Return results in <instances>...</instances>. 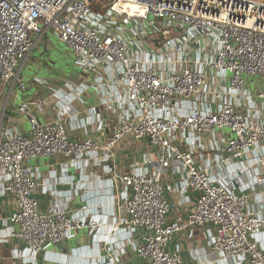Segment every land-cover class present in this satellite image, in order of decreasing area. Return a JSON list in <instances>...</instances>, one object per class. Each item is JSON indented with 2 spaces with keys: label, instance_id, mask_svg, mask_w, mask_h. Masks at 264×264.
Masks as SVG:
<instances>
[{
  "label": "built area",
  "instance_id": "built-area-1",
  "mask_svg": "<svg viewBox=\"0 0 264 264\" xmlns=\"http://www.w3.org/2000/svg\"><path fill=\"white\" fill-rule=\"evenodd\" d=\"M49 29L86 76L64 81L68 93L53 91L57 113L50 121L21 106L28 133L0 118V184L15 200L8 220L27 251L20 256L36 261L74 231L88 228L96 237L101 226L87 215L88 205L71 211L70 197L42 210L37 191L56 183L28 162L58 154L85 166L111 161L117 146L133 138L153 152L124 173L109 168L113 200L108 233L99 239L105 253L92 264H121L128 247L138 264H185L170 244L204 226L215 228L205 263L264 264V191L256 188L264 187V90L252 92L244 77L264 83V0H0V87L26 90L19 70ZM89 89L104 96L88 110L103 116L102 141L72 111ZM46 102L34 104L40 110ZM108 116L117 125L106 133ZM72 119L85 138L69 137ZM170 170L181 179L166 183ZM189 190L198 196L182 198L183 217L170 220L167 194ZM67 264L77 262L69 257Z\"/></svg>",
  "mask_w": 264,
  "mask_h": 264
},
{
  "label": "crops",
  "instance_id": "crops-1",
  "mask_svg": "<svg viewBox=\"0 0 264 264\" xmlns=\"http://www.w3.org/2000/svg\"><path fill=\"white\" fill-rule=\"evenodd\" d=\"M46 33L36 42V45L39 41L45 39ZM31 53L19 70V74L26 81V90H21L17 83H8L0 87V118H3L4 125L14 127L22 133H28L30 125L29 118L18 113L21 106L28 105L31 112L41 121H50L57 113L56 102L51 98L53 91L59 88L64 92L68 91L67 88L63 87L64 81L42 77L37 74L31 76L22 74V67ZM85 76L82 72L73 79ZM34 77L47 79L49 83L43 85L34 83ZM252 77L249 83L245 79L248 89L254 93L263 91L264 83L262 79L258 76ZM103 97L101 91L89 89L72 103L73 113H80L79 117L87 118V121L90 122L88 127L89 136L100 141L103 140V137L98 132L100 122L98 120L102 119L103 116L94 117L88 110L93 106H99ZM38 100H47L45 106L40 110L34 104ZM108 123L109 127L106 133L111 132L116 127L117 120L112 116H108ZM76 125V120L73 119L67 124L69 137L71 139L85 138V130L78 129ZM115 151V157L111 161L103 160L87 166L82 162L74 164L73 160L75 158H67L61 154L39 157L28 162L44 178H52L56 183V185L41 186L37 191L36 197L42 210H46L56 198L70 197L71 201L68 206L71 211L76 212L82 205H88L90 207L87 214L89 218L101 223L96 237L91 236L88 228L74 231L68 240L59 244L48 245L46 252L41 254L36 261L20 256L21 253H25V256H27V251L24 244L13 236V232L18 231V226L13 225L8 220L15 209V200L12 194L2 192L0 184V264H67V258L69 257H74L77 264H92V259L96 261L98 256L103 255L105 249L99 239L108 233L109 206L113 200L107 182L108 178L111 177L109 168H113L114 165L116 173H124L128 171L133 160L142 159L145 155L153 152L147 141H137L133 138L123 140ZM180 179L179 175L170 170L164 181L174 183ZM71 182L74 185H71ZM256 188L257 191H264V187L257 186ZM197 196L198 194L192 190L187 191L185 195H181L178 191L168 193L167 197L173 204L169 219L174 220L183 217V213L180 211L181 208L178 206L182 198L189 201L194 200ZM214 233L215 228L213 226H204L191 234L182 232L174 236L170 244V250L179 252L183 256L185 264H249L246 259L239 262L217 259L205 263L206 259L210 258L209 250ZM91 256L93 258H90ZM139 262L140 259L128 247L121 264H138Z\"/></svg>",
  "mask_w": 264,
  "mask_h": 264
},
{
  "label": "rangeland",
  "instance_id": "rangeland-1",
  "mask_svg": "<svg viewBox=\"0 0 264 264\" xmlns=\"http://www.w3.org/2000/svg\"><path fill=\"white\" fill-rule=\"evenodd\" d=\"M82 72V68L75 63L72 52L59 41L56 33L51 29L47 30L45 39L38 42L22 67L24 75L37 74L58 81L73 79ZM244 77L248 83L253 78L251 75ZM222 132L229 133V130L225 129Z\"/></svg>",
  "mask_w": 264,
  "mask_h": 264
}]
</instances>
